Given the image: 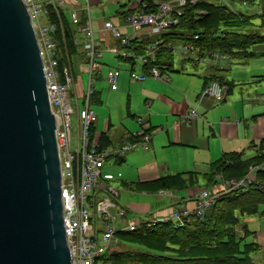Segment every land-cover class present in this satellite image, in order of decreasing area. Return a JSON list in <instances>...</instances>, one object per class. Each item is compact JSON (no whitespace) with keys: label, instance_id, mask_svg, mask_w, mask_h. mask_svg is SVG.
Segmentation results:
<instances>
[{"label":"built area","instance_id":"1","mask_svg":"<svg viewBox=\"0 0 264 264\" xmlns=\"http://www.w3.org/2000/svg\"><path fill=\"white\" fill-rule=\"evenodd\" d=\"M34 28L43 70L47 78L46 90L50 111L55 118V139L61 173V193L63 205V225L67 245L72 255V264H101L98 259L110 251L117 243L115 235L118 232H133L141 226L152 228L163 220L139 221L127 220L126 210L117 206L113 199L117 191L110 185L114 177L104 173L105 167L116 165L120 159L129 152L143 151L150 148L152 132L146 128L142 119L137 118L139 130L127 134L126 140L121 144L107 148L100 146V141L93 137L96 115L91 108V98L95 93L93 75L97 73L95 58L100 57L98 41L93 39V31L89 18L83 21L78 14L70 11V21L76 25V32L83 33L87 42L81 45L76 40L79 53L83 54L80 63H88V85L82 98V107H79L74 75L69 67L58 71V50L54 37V28L48 22L47 7H51L58 16L62 11L63 1L58 0H23ZM145 0H126L119 9L121 27L114 28L109 23H104L103 31H108L111 37L120 45H127L129 41L138 38L157 37L170 25L176 24V15L186 3L195 4L200 0H152L154 8L147 9ZM231 0H222L230 9ZM87 4V0H84ZM244 4V2H242ZM151 10V11H150ZM235 11V10H234ZM42 22V24H41ZM128 28L130 34L121 33L120 29ZM196 38V37H195ZM155 45V44H154ZM150 45L144 52L136 54L131 49L123 50V60L131 64L129 78L134 81L144 82L146 78L156 81H167L166 73H161L155 65L156 47ZM183 53H194L191 45L182 43L172 47ZM121 48L116 47L112 52L118 54ZM200 60L206 58H199ZM214 62L216 69H222L229 62L226 55L215 53L209 57ZM138 60L143 75L132 72L134 61ZM152 65V66H151ZM148 67L146 71L144 68ZM118 70L109 71L107 82L110 89L115 90ZM224 90L216 82H210L201 89L199 97L210 96L215 101H220ZM74 95V106L73 99ZM76 116L72 124L71 117ZM198 117L195 109H190L183 117L185 124H191ZM264 169L263 166H250L244 178L220 182L221 189L217 191L202 190L196 196L195 207L192 210H174L171 221L176 227L180 226L191 216L202 217L204 212L212 207L225 193L246 189L253 182L256 171ZM219 178V177H218ZM97 225L92 223L91 213Z\"/></svg>","mask_w":264,"mask_h":264},{"label":"crops","instance_id":"2","mask_svg":"<svg viewBox=\"0 0 264 264\" xmlns=\"http://www.w3.org/2000/svg\"><path fill=\"white\" fill-rule=\"evenodd\" d=\"M62 1L63 6L66 5L69 12L77 13L81 20L90 17L87 8L90 3L96 5L101 2L87 0L86 8L83 9V4L76 3V0ZM125 1L118 2L120 7ZM256 2L264 3L259 0ZM63 14L73 42L76 43V25L71 23L64 11ZM101 23L103 21L98 22V28L101 26V31L105 32ZM106 37L115 45L110 47L113 51L117 42L109 34L100 33L97 43L99 46L106 43ZM259 50L264 51V47ZM251 59L253 58L230 61L217 72L213 67L212 71H205L200 76L175 71L174 75L167 77V81H147L145 85H137L147 108H150L144 121L146 128L152 132L150 148L146 152H129L116 163L119 165V173L125 177L119 180V184L133 194L132 199L123 205L133 221H139V217L145 215L166 221L171 219L174 210H191L193 206L189 202L195 204L200 191H217L222 187L221 184L210 187L207 181L213 164L218 163L225 155L239 154L244 161L253 158L261 149L264 150V95L257 94V90L253 93L246 92L240 97L233 93L239 86L264 82V75L256 76V70L250 68L248 62ZM66 61L75 77L76 56ZM230 63L244 66L233 70L229 67ZM212 76H216L222 83L224 93L220 101H215L210 96L199 97L204 79ZM121 83L125 85L124 77ZM256 95L259 99L255 98ZM93 98L96 99L94 104L101 103L97 99V91L91 100ZM193 108L198 112V117L187 125L182 119ZM111 127L112 122L106 120L103 130H96L94 127L93 137L98 141L105 135L111 145L116 146L126 140L129 132L139 130L134 125L135 128L124 131L114 143ZM246 153L250 156L245 157ZM162 180H181L184 183L182 187L168 186L163 189L160 186ZM151 195L154 196L153 200ZM176 205L182 208H174ZM238 227V236L247 241L244 244H254L257 247L248 254L249 260L253 264L264 263V210L261 209L258 215L241 217Z\"/></svg>","mask_w":264,"mask_h":264},{"label":"trees","instance_id":"3","mask_svg":"<svg viewBox=\"0 0 264 264\" xmlns=\"http://www.w3.org/2000/svg\"><path fill=\"white\" fill-rule=\"evenodd\" d=\"M239 1L248 5L258 0ZM144 2L147 9L154 8L152 0ZM179 11L177 23L170 25L157 37L135 38L127 45L122 46L117 42L116 46L141 55L148 46L155 44V65L161 73L171 72L172 47L178 43L191 45L199 58H209L215 53L226 55L229 62L264 57V51L259 50L264 47V35L261 33L264 29V14L236 12L222 0L186 3ZM47 13L48 21L54 28L58 71H61L68 67L66 59L76 56V62H80L83 54L79 53L73 42L66 16L61 11L57 16L51 7H47ZM147 69L145 67L144 71ZM210 82L222 85L216 76L206 77L204 86ZM99 141L102 148L111 145L105 135ZM250 166L264 167V150L261 149L253 158L244 161L239 154L223 156L211 166L207 181L211 187L226 180L244 178ZM183 183L181 180H162L160 186L167 189L168 186L182 187ZM261 206H264V169L254 173L253 182L246 189L225 193L200 218L193 215L178 227L171 220H163L152 228L141 226L133 232L120 231L115 238L119 241L122 237H135L134 243L146 250L138 255L141 264H253L248 254L257 247L254 244H241L243 238L238 236L237 226L241 217L258 215ZM218 249L220 252L213 255L203 254V250L214 252ZM122 257L120 253L109 251L98 262L103 258L108 262H120Z\"/></svg>","mask_w":264,"mask_h":264},{"label":"water","instance_id":"4","mask_svg":"<svg viewBox=\"0 0 264 264\" xmlns=\"http://www.w3.org/2000/svg\"><path fill=\"white\" fill-rule=\"evenodd\" d=\"M47 78L23 0H0V264H72Z\"/></svg>","mask_w":264,"mask_h":264},{"label":"rangeland","instance_id":"5","mask_svg":"<svg viewBox=\"0 0 264 264\" xmlns=\"http://www.w3.org/2000/svg\"><path fill=\"white\" fill-rule=\"evenodd\" d=\"M58 1V0H54ZM120 0H101L96 5H88L89 11V19H91V27L93 31V39L99 40L100 33L110 34V32L101 31V26L98 28V22H102V27L104 23H109L113 27L120 26V16L118 15V11L120 9V5L118 4ZM76 3L83 4V9L86 8V4H84V0H76ZM232 8L239 13L242 14H255V13H264V3L256 2L253 5H245L239 0L230 1ZM66 5L61 6L62 11L65 12L67 17L70 19V12L68 9L65 8ZM69 8V7H67ZM78 11V10H77ZM109 20V21H105ZM42 24V22H41ZM121 33L129 32L128 28L120 29ZM261 33L264 35V29L261 30ZM112 38V37H111ZM76 40L81 44L84 45L87 40L84 37L83 33L76 32ZM111 46H115L111 43V39L106 37V43L100 44L98 48V52L100 53V57L95 58V64L97 66V73L93 75V82H94V89L97 91V99L99 100L94 104L96 99L91 100V108L96 115V121L94 123V127L96 130H103L106 124V120H110L112 122L111 127V137L112 141H117L124 131L132 130L134 125L139 128L137 118L142 119L145 121L147 114L150 112V108H147L144 98L140 95V91L138 90L137 85H145L148 83L147 81L159 82L153 79L146 78L144 82H138L131 80L129 78V71L131 70V64L125 60H123V50L120 49L118 54H114L111 51ZM117 47V46H116ZM250 68L255 69L257 73L256 76L264 75V57H257L249 60ZM214 62L209 59L200 60L194 53H183L178 48L174 47L173 50V59H172V70L171 72L166 73V76L170 78V76L174 75V72L177 71L179 73H193L196 75H201L205 71H212L214 67ZM244 66V65H243ZM239 66L235 63H230L229 67L234 70L236 67H243ZM118 70L120 76L118 77L116 89L114 91L110 90L109 83L107 82V74L109 71ZM132 72L135 75H143L141 70V65L138 60L134 61V65L132 68ZM125 79V85L121 83L122 78ZM88 63H80L76 64L75 69V84H76V93L77 99L79 103V107H82V98L84 96V91L87 90L88 85ZM129 84V90L127 88V84ZM264 82L262 83H249L242 86L237 87L233 93L235 96L240 97L241 95H245L246 92L253 93L254 90H257V94L264 95ZM201 92V91H200ZM200 94V93H199ZM208 97V96H206ZM255 98H258L257 95ZM73 99V109L74 106V95L72 94ZM259 99V98H258ZM195 109V108H193ZM197 112V111H196ZM198 113V112H197ZM133 116V117H132ZM76 116L72 115L71 122L72 124L75 123ZM135 131V130H134ZM248 153L245 154V157H249ZM119 165H114L110 167H105L103 169L104 173H109L114 177V180L110 181V185L113 189L117 191V196L113 199V202L120 207H124L123 205L127 204L131 199L133 194L124 190L121 185L119 184V180L125 179L121 173H119ZM233 180V179H231ZM227 181V180H226ZM229 181V180H228ZM225 182V181H223ZM154 196L151 195V200H153ZM149 199V196L147 197ZM138 203H142L139 202ZM193 208L195 207L194 202H189ZM174 208H182L179 206H175ZM192 208V209H193ZM191 209V210H192ZM264 210V206L260 207V210ZM126 210V209H125ZM189 210V209H187ZM89 212L91 213L92 223L97 225V222L93 218L92 215V208H90ZM127 220L132 221V217L128 216L126 210ZM154 219L152 215H145L139 217V220L144 223L148 220ZM240 230V227L237 228ZM238 232V231H237ZM135 238V237H134ZM134 238H120L117 243H114L110 248V252L120 253L123 255L120 262L110 261L108 262L104 258L100 261L101 264H141L140 258L138 255L140 253H145L146 250L143 249L141 246L136 245ZM239 239V238H238ZM237 240V239H236ZM246 239L242 240L241 244L246 243ZM220 252V249L209 252L204 251L203 254L206 255H213L214 253ZM254 255V254H253ZM259 264H264L260 262Z\"/></svg>","mask_w":264,"mask_h":264}]
</instances>
